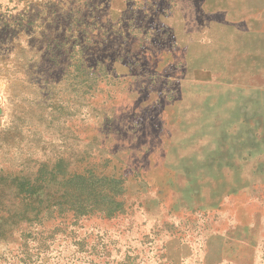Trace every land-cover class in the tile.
<instances>
[{
	"label": "rangeland",
	"instance_id": "1",
	"mask_svg": "<svg viewBox=\"0 0 264 264\" xmlns=\"http://www.w3.org/2000/svg\"><path fill=\"white\" fill-rule=\"evenodd\" d=\"M0 264H264V0H0Z\"/></svg>",
	"mask_w": 264,
	"mask_h": 264
},
{
	"label": "trees",
	"instance_id": "2",
	"mask_svg": "<svg viewBox=\"0 0 264 264\" xmlns=\"http://www.w3.org/2000/svg\"><path fill=\"white\" fill-rule=\"evenodd\" d=\"M78 178L81 179V184H84V183L86 182V181L84 180L83 175H78ZM115 196H116V195H114V196L112 197L113 200L115 199Z\"/></svg>",
	"mask_w": 264,
	"mask_h": 264
}]
</instances>
